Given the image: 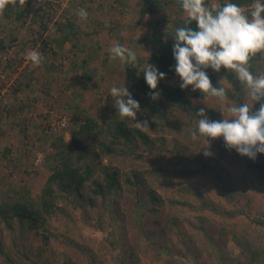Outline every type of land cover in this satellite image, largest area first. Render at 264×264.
<instances>
[{"label":"trees","instance_id":"trees-1","mask_svg":"<svg viewBox=\"0 0 264 264\" xmlns=\"http://www.w3.org/2000/svg\"><path fill=\"white\" fill-rule=\"evenodd\" d=\"M39 2L31 16L28 14L32 0H24L22 4L20 0H5V7L0 9L4 20L15 22V27L18 23L17 30L21 31L30 20L46 25L52 17V12L42 7L50 5V1ZM225 2L220 0L218 5ZM233 2L250 13L255 0ZM205 3L211 6L210 0ZM185 19L178 18L176 25L183 26ZM61 25L65 27L64 37L56 38L53 33L62 30ZM1 26V50L8 53L5 38L19 41L15 56L23 53L20 50L36 48L38 37L22 40L16 35L13 37L12 32L4 33ZM83 28L80 23L58 22L50 41L61 49L60 43H64L72 29ZM173 32L142 38V43L135 45L151 44L145 61L149 59V63L167 74L158 84L156 91L161 94L157 100L150 98L143 75L132 78L136 81L126 86L140 102L136 122H147V126H137L132 124V118L119 117L113 100L108 121L100 123L95 117L80 119L72 126L67 139L61 130L51 131L52 151L45 159L50 172L38 197L32 196L28 188L20 189L12 184L3 189L0 184V264H113L111 257H107L112 250H119L112 256L116 264H139L141 256L149 260L148 264H187V258L200 264H264V213L258 210L259 202L264 200V154H258L255 160L241 156L234 149L227 150L222 137L209 138L210 150H217V155L203 154L207 140L194 141L191 137L198 120L196 112L204 107L210 119L220 120L223 118L219 110L221 102L214 97L205 98L201 91H192L191 86L186 90L179 87L180 78L174 72ZM94 37L90 35L91 40ZM50 41L43 46H50ZM55 46L48 47L53 55L59 53ZM17 59L12 57L9 62L14 64ZM85 62L82 59L78 65L75 59L72 67L83 68ZM250 65L254 73H264V52L257 53ZM55 68L52 63L47 69ZM36 69L31 68L20 77H24L23 86L19 83L15 87V80L11 82L13 92L0 110L6 119L17 107L15 120L6 125L21 124L22 132L29 126L22 124L18 111L30 98L24 95L27 101L23 104L16 93L21 87L34 91L31 82ZM83 69V76L92 80ZM208 72L214 86L224 78L222 86L226 87L228 96L224 103L247 100L231 71L222 68L219 73L211 69ZM14 96L17 103L9 101ZM2 99H6L5 94ZM33 104L37 107V102ZM259 106L255 104L252 110ZM3 126L0 125V133L6 130ZM50 129L49 123L47 130ZM169 136L174 137L173 145L169 144ZM6 150L12 151L11 147ZM176 150L178 153H174ZM105 156L108 162L103 161ZM247 178L255 184L253 192L247 188ZM108 208L119 221L120 231L96 245L82 234L77 221L83 220L94 229L104 228ZM228 225L236 229L229 230ZM230 232L240 247L237 256L230 255L225 246ZM257 236L260 241L253 242Z\"/></svg>","mask_w":264,"mask_h":264},{"label":"rangeland","instance_id":"rangeland-1","mask_svg":"<svg viewBox=\"0 0 264 264\" xmlns=\"http://www.w3.org/2000/svg\"><path fill=\"white\" fill-rule=\"evenodd\" d=\"M49 1L50 5H42L43 8L46 7V10L52 12V17L46 25L30 20L23 25L24 27L21 28L23 30L18 31V23L15 27V22L8 19L6 22L0 19V25L2 24V27H4V29L2 28L3 31H7L4 33L12 32L13 35L22 40L30 36L33 38L38 37L37 49L35 48V51H38L43 57V65L40 64L34 67L28 66L32 63L27 58V54L30 51H26L23 54L25 62H18L19 59L12 55L11 57L17 59L16 62L14 61V64L10 62L7 64L5 61L0 60L1 95L5 89L9 88V84L12 81L15 80V87L19 83L21 85L24 77H20L23 74L26 75L29 69L37 68L34 80L31 82L34 91L27 87H21L18 93H16L18 97L21 94L29 95L31 100H28L29 102H27L23 109L18 111L20 121H22V124L29 126V128L22 132L20 129L21 124H16V126L6 125L8 122L11 123L10 119L15 120L16 108H13L6 115V119L0 115V125H5L6 127V130L0 133V184L3 189L12 184L20 189L28 188L31 195L35 197H38L41 193L50 172L45 160L46 155L52 151V146L49 142L52 132L47 130L48 124L51 123L56 115L68 114L71 116V126L60 131V133L65 134L67 139L71 136L72 126L77 122L79 123L80 119L86 120L88 117H95L100 123L108 121L109 109L112 107L114 100L110 95V88L113 86H128L131 82L136 81V79L132 78H138L137 74L134 75L133 72L137 73L139 69L131 67V65L122 64L119 60L109 59V47L119 42L126 47L132 48L137 52L138 66L142 67L146 62L145 59L150 55L151 44L143 46L141 44L140 47L135 45L142 43V38L173 32L177 26L176 21L178 18L186 17L184 11L179 9L180 7L177 5L178 0ZM219 1L210 0V4L211 6L218 5ZM78 4H80V7L72 9L71 5L77 6ZM206 4L209 5V3ZM38 6L39 0H32L28 16L33 15ZM82 7L89 13L86 20H81L77 15V11ZM150 9H153V11ZM1 15H3V11L0 9ZM67 21L75 22L78 25L80 23L86 28H89L90 24L94 25L97 27L94 29V32L98 34L91 40L90 35L84 33L87 29L83 28L80 31L72 29L64 43H60L61 49H58V45L55 46L54 42L50 41V34L54 30L53 28L56 23H66ZM61 26L63 27L62 30H55V33H53L56 38L64 37L63 30L65 27L64 25ZM35 31L37 32L35 33ZM75 32L76 34H73ZM5 41L8 47L10 45L19 46V41L16 39L5 38ZM48 41L52 43L50 46L44 47V43ZM51 46L56 47V50L59 52L57 55H53L52 49L48 48ZM2 51L0 48L1 54H5ZM0 58L2 59V55H0ZM64 59H66V62L63 61ZM75 59L78 61V65L80 60H86L83 68L89 72L92 80L88 81L83 76V68L79 66L78 68L72 67V61ZM56 62H59V64H56ZM52 63L56 66L53 71L47 69ZM24 64L25 67L20 71L18 66ZM39 68L40 70H38ZM50 68L52 69V67ZM142 75L143 73L141 72L140 76ZM12 92L13 90H7L4 93L6 99L1 100L0 98V110ZM21 99L23 104L27 101L24 96ZM33 99L36 101H32ZM33 102L38 103V108L35 107ZM44 115H47V119ZM32 120L36 123L33 124ZM31 123L33 126H31ZM132 124L135 123L133 122ZM167 139L169 144L173 145L174 137L169 136ZM7 147H11L12 151L8 152L6 150ZM174 153H178V150ZM213 153L214 155L218 154L217 150H214ZM108 159L107 156L103 157L104 162H108ZM17 165L20 167L18 168ZM245 183L248 190L253 192L255 184H252L248 178L245 179ZM159 192H162V190H159ZM250 195L254 196L253 194ZM125 210L127 211L126 208ZM258 210L264 213V200L259 202ZM95 211L98 212L99 208H96ZM105 217L107 223H105L104 228L94 229L83 220L77 221V226L82 229V234L88 238L87 240H91L92 243L99 245L103 238L109 235L112 237L117 236L120 231L119 221L117 218H113V212L109 208L106 211ZM52 225L53 229L56 230V223ZM226 227L229 230L236 229V227L229 225ZM231 235V232L227 235L225 246L230 255L237 256L240 253V247L234 243ZM259 241L260 237L258 236L255 238V241L253 240L256 243ZM118 251L112 250L107 253V257H111L109 260L113 264H116V262H112V256H115ZM186 261L187 264H200L192 258H187ZM148 263L149 260L141 256L139 264Z\"/></svg>","mask_w":264,"mask_h":264},{"label":"clouds","instance_id":"clouds-1","mask_svg":"<svg viewBox=\"0 0 264 264\" xmlns=\"http://www.w3.org/2000/svg\"><path fill=\"white\" fill-rule=\"evenodd\" d=\"M20 2L22 4L24 0ZM179 2L186 19L183 26L174 28L171 37L174 41V72L180 78L179 87L186 90L191 86L192 91H201L205 98H216L221 102L219 110L223 114L222 119L213 120L204 107L199 108L196 128L191 137L194 141L207 140L203 152L206 157L214 155L210 150L209 138L222 137L227 150L234 149L239 155L255 160L258 154H264V102H261L264 101V73H254L250 61L257 53L264 52V0H255L250 13L242 11L241 6L233 0H226L218 6H209L205 0ZM3 7L5 0H0V8ZM77 15L81 20H86L89 13L82 7ZM193 23L195 27L191 26ZM108 52L110 60H119L122 64L139 69L137 77L143 73L152 100L160 97V91L156 90L159 82L166 78L165 72L149 63V59L142 67L138 66L137 52L119 42L111 45ZM27 58L37 66L43 60L35 50L30 51ZM19 60L25 62L23 56ZM23 67L25 64L18 66L20 71ZM222 68L231 71L240 82L247 96L245 102L224 103L228 100L227 89L222 86L224 78L214 86L208 72L211 69L219 73ZM109 92L115 100L119 117L132 118L137 126H147V122H136L140 102L128 87L113 86ZM257 103L260 106L253 111Z\"/></svg>","mask_w":264,"mask_h":264},{"label":"built area","instance_id":"built-area-1","mask_svg":"<svg viewBox=\"0 0 264 264\" xmlns=\"http://www.w3.org/2000/svg\"><path fill=\"white\" fill-rule=\"evenodd\" d=\"M39 1H42V0H39ZM69 1V0H68ZM15 46V45H11L10 47H8V53L10 54L9 56L6 54V55H3V59L4 61L9 62L12 57H16L18 59H22V56H23V53H20L19 55L15 56V52H13L12 47ZM64 62H66V59L63 60ZM56 64H59V62H56ZM10 87H11V83L9 84V88L5 89L4 92H2V95L0 94V96L2 97L3 94L7 91V90H10ZM71 116H69L68 114H60V115H56V117L51 121L50 123V131H57V130H62V129H65L66 127H68L71 123Z\"/></svg>","mask_w":264,"mask_h":264},{"label":"crops","instance_id":"crops-1","mask_svg":"<svg viewBox=\"0 0 264 264\" xmlns=\"http://www.w3.org/2000/svg\"><path fill=\"white\" fill-rule=\"evenodd\" d=\"M72 6V9H77L78 7H80V4H78L77 6H74V5H71ZM74 6V7H73ZM0 19H2V20H4V17L1 15L0 16ZM5 21V20H4ZM89 26V25H88ZM1 28H3L4 29V27H2L1 26ZM86 28V27H85ZM97 27H95L94 25H91L90 24V27L89 28H87L89 31H87L88 33V35H94L95 37H96V34H98V33H95L94 32V29H96ZM4 32H7V31H4ZM97 32V31H96ZM12 36L14 37V35L12 34ZM30 49V50H29ZM8 50H10V49H8ZM11 50H13V52H18L19 51V46L18 45H15V46H13L12 47V49ZM25 50V49H24ZM24 50H20L21 52H23V54H24V52H26V51H24ZM26 50H29V51H33V50H35L34 48H26ZM2 52H4V53H6L5 52V50L4 51H2ZM0 55H1V52H0ZM0 60H2V61H4L3 59H1L0 58ZM29 67H34V66H36L35 64H33V63H31L30 65H28ZM38 70H40V68L38 69ZM21 94V93H20ZM22 96H24L23 94H21L20 95V98L22 97ZM0 98H1V96H0ZM11 103L12 102H14V103H17L16 101H18V99L17 98H15V96L13 97V98H11L10 100H9ZM38 104V103H37ZM14 106L16 107V104H14ZM17 108V107H16ZM12 119H10V121H11ZM7 124V123H6ZM3 127H5V125L3 126Z\"/></svg>","mask_w":264,"mask_h":264},{"label":"bare ground","instance_id":"bare-ground-1","mask_svg":"<svg viewBox=\"0 0 264 264\" xmlns=\"http://www.w3.org/2000/svg\"><path fill=\"white\" fill-rule=\"evenodd\" d=\"M40 3V2H39ZM44 5V4H43ZM31 16V15H30ZM43 32V31H42ZM40 35V34H39ZM43 40V39H42ZM139 50V49H138Z\"/></svg>","mask_w":264,"mask_h":264}]
</instances>
